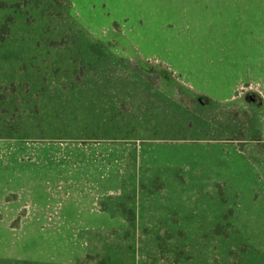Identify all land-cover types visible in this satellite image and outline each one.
Segmentation results:
<instances>
[{
	"label": "rangeland",
	"instance_id": "rangeland-1",
	"mask_svg": "<svg viewBox=\"0 0 264 264\" xmlns=\"http://www.w3.org/2000/svg\"><path fill=\"white\" fill-rule=\"evenodd\" d=\"M6 21L1 177L63 163L44 154L51 141L169 138L164 156L182 167L137 170L132 155L121 195L106 200L126 226L104 231L119 238L104 243V264H264L250 240L264 238V0H0ZM140 88L177 93L181 105L157 99L135 124ZM3 223L0 264H44L8 256L35 241L19 242V216Z\"/></svg>",
	"mask_w": 264,
	"mask_h": 264
},
{
	"label": "crops",
	"instance_id": "crops-1",
	"mask_svg": "<svg viewBox=\"0 0 264 264\" xmlns=\"http://www.w3.org/2000/svg\"><path fill=\"white\" fill-rule=\"evenodd\" d=\"M142 78L150 82L149 77ZM138 92L140 94H137ZM138 92L133 98V116L130 119L135 124H139L145 114L151 116L150 114L155 113L157 99L170 100V103L181 105L177 93L172 91L159 92L154 88L151 92L140 88ZM54 94L55 96L49 99L57 97L59 92L51 95ZM68 94L67 99L72 98L73 94ZM125 120L126 116L122 115V123L117 124H125ZM152 123L149 118V124ZM6 140L8 139H0V142ZM169 141L173 140L145 135L132 141L124 138L104 140L72 137L70 140L44 144V154L51 156L59 154L58 159L63 163L42 165L36 171H21L0 176V181H6L5 187L0 188L2 199L12 193L20 198V204L2 206L0 203V212H4L3 215L0 214V221L4 220L3 224L9 227L19 216V233L22 236L19 242L23 244L35 241L34 247L28 249L22 247L23 251L32 253L8 256L44 264H82L91 260H98L99 264H104V258L111 256L113 249L112 247L104 251V243L109 239L114 243L119 240L104 238V231H116L126 226V219L122 214H113L108 207L107 210L104 209V200L121 195L122 176L132 155L135 156L137 170L142 167H157L158 164L182 167L177 159L172 160L168 158L169 156H164L168 149L161 147H169L171 144L166 143ZM65 145L78 149V153L73 151L72 154L63 155ZM173 145L178 150L187 147L184 143ZM233 145L235 151H240L235 144ZM177 153L179 155V151ZM261 162L264 164L263 156ZM100 202H103V205ZM34 235L36 238H27ZM250 240L264 251V238Z\"/></svg>",
	"mask_w": 264,
	"mask_h": 264
},
{
	"label": "trees",
	"instance_id": "trees-1",
	"mask_svg": "<svg viewBox=\"0 0 264 264\" xmlns=\"http://www.w3.org/2000/svg\"><path fill=\"white\" fill-rule=\"evenodd\" d=\"M3 5V4H2ZM8 31H9V25L8 22H4L0 25V43H3L4 40L6 39V36L8 35ZM6 97L2 96V93H0V101H3ZM4 113H6V111H3ZM14 137H18L19 138V128L16 129V131L12 134H9L5 136V138H14ZM101 205H103V202H100ZM104 209L107 210V205H106V201L104 200Z\"/></svg>",
	"mask_w": 264,
	"mask_h": 264
}]
</instances>
